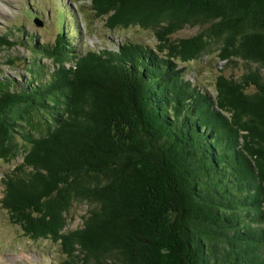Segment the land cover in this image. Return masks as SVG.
<instances>
[{
  "label": "trees",
  "instance_id": "trees-1",
  "mask_svg": "<svg viewBox=\"0 0 264 264\" xmlns=\"http://www.w3.org/2000/svg\"><path fill=\"white\" fill-rule=\"evenodd\" d=\"M90 2L157 43L81 52L61 32L35 51L48 70L0 77V159L23 154L3 179L11 221L59 242L49 264H264V74H219L212 97L180 66L218 44L264 69V0ZM74 202L89 208L66 230Z\"/></svg>",
  "mask_w": 264,
  "mask_h": 264
},
{
  "label": "rangeland",
  "instance_id": "rangeland-1",
  "mask_svg": "<svg viewBox=\"0 0 264 264\" xmlns=\"http://www.w3.org/2000/svg\"><path fill=\"white\" fill-rule=\"evenodd\" d=\"M21 29V31H18ZM64 30V31H63ZM197 26H186L172 37L182 38L197 33ZM66 34L69 48L76 51L87 49L115 48L120 41L140 42L154 47L157 40L154 32L139 26L110 29L105 19L97 17L90 0H0V77H10L17 82L29 79L28 65L38 60L45 69L52 66L51 59L37 54L40 44H54L59 34ZM6 35L17 44L8 46L1 42ZM218 44L197 59L181 63L185 77L196 83L212 97L216 95L217 75L241 78L246 72L264 69L257 63L247 62L240 57L222 60ZM249 91L255 88L250 86ZM22 142L21 137L18 138ZM23 160L20 153L10 162L0 159V264H49L65 259L59 242L50 238L31 239L21 227L11 221L9 213L1 205L5 174L11 172ZM89 204L74 202L67 213L66 230L83 224Z\"/></svg>",
  "mask_w": 264,
  "mask_h": 264
}]
</instances>
